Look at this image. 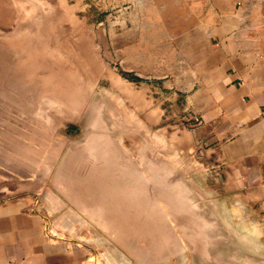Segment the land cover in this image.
I'll return each instance as SVG.
<instances>
[{
  "label": "rangeland",
  "instance_id": "374dc122",
  "mask_svg": "<svg viewBox=\"0 0 264 264\" xmlns=\"http://www.w3.org/2000/svg\"><path fill=\"white\" fill-rule=\"evenodd\" d=\"M61 1L0 0V207L43 215L87 264H264L259 217L214 202L220 185L200 159L185 50L206 34L202 11ZM31 39L70 53L66 72L38 67L22 50ZM62 76L75 99L54 104Z\"/></svg>",
  "mask_w": 264,
  "mask_h": 264
},
{
  "label": "crops",
  "instance_id": "0c3cea01",
  "mask_svg": "<svg viewBox=\"0 0 264 264\" xmlns=\"http://www.w3.org/2000/svg\"><path fill=\"white\" fill-rule=\"evenodd\" d=\"M182 2L202 11L196 24L208 27L185 50L186 88L199 120L200 159L220 185L213 201L231 217H259L264 235V0ZM24 205L0 207V264H87L77 250L51 240L44 216Z\"/></svg>",
  "mask_w": 264,
  "mask_h": 264
},
{
  "label": "bare ground",
  "instance_id": "6f19581e",
  "mask_svg": "<svg viewBox=\"0 0 264 264\" xmlns=\"http://www.w3.org/2000/svg\"><path fill=\"white\" fill-rule=\"evenodd\" d=\"M12 1V0H11ZM61 1V0H60ZM63 1V0H62ZM61 1V2H62ZM8 3V2H7ZM10 3V2H9ZM7 5V4H6ZM65 5V4H64ZM63 5V6H64ZM15 6V5H14ZM67 6V5H66ZM66 6L65 7H63L65 10H67V9H69V6L66 8ZM3 7V6H2ZM5 8H7V7H5ZM9 8V7H8ZM7 8V9H8ZM6 9V10H7ZM14 9V8H13ZM12 10V9H11ZM16 10V9H15ZM70 10L72 11V9H69V12H70ZM8 11H9V9H8ZM68 11V10H67ZM14 11H12V13H13ZM11 13V12H10ZM65 13V12H64ZM71 14V13H70ZM15 16V15H14ZM79 22V21H78ZM84 23V22H83ZM79 24V23H78ZM80 24H81V22H80ZM77 26V25H76ZM84 26V30H85V28L87 27H85V24L83 25ZM79 27V26H78ZM73 28H74V26H73ZM82 28V27H81ZM89 29V28H88ZM83 30V29H82ZM74 32V31H73ZM72 32V33H73ZM85 32V31H84ZM87 32V31H86ZM86 32H85V35H87L86 34ZM55 33H56V31H55ZM57 33H59V32H57ZM70 33V32H69ZM60 34V33H59ZM84 33L82 32V35H83ZM88 34H89V32H88ZM60 35H62V33L60 34ZM55 36V35H54ZM72 36V35H71ZM70 36V37H71ZM57 38H58V35L56 36ZM73 37V36H72ZM75 37V36H74ZM87 37V36H86ZM69 38V37H68ZM79 38V37H78ZM61 39H62V37H61ZM73 39V38H72ZM59 40V39H58ZM60 41V40H59ZM65 41V40H64ZM63 41V42H64ZM73 41V40H72ZM71 41V42H72ZM86 41V40H85ZM57 42V41H56ZM76 42V41H75ZM65 43H67V42H65ZM79 44V43H78ZM52 45H54V44H52V43H50V42H48V40L46 41L45 39H31V40H28L26 43H25V45H24V47L22 48V50L24 51V53H27V52H33V57H35L34 59H35V61H36V58H39L41 61L39 62V66L38 67H45V66H48L49 67V69H51L54 73H57L56 75H57V78H58V74H59V76H61L62 74H64V72H66V70H67V66H69V64L72 62V60H73V56L72 55H70V53H68L67 51H60V50H57V49H54L53 47H51ZM62 45V44H61ZM69 45V44H68ZM82 45V44H81ZM64 46H66V44L64 45ZM74 46V45H73ZM84 46V45H83ZM67 47V46H66ZM81 47V46H80ZM64 48V47H63ZM68 48V47H67ZM77 49V48H76ZM86 49V48H85ZM85 49H84V51H85ZM26 51V52H25ZM71 51H73V50H71ZM77 51V50H76ZM83 51V50H82ZM86 51H88V50H86ZM46 53H49V55H46ZM50 53H52V54H50ZM71 54H73L74 55V52L72 53L71 52ZM80 54H82V53H80ZM88 54H90V53H88ZM88 56H90V55H88ZM88 56H86V58L88 57ZM84 58H85V55L83 56ZM92 57V56H91ZM80 58V57H79ZM78 58V59H79ZM85 58V59H86ZM52 59H55L56 61H55V63H54V65H52ZM81 59V58H80ZM77 60V59H76ZM82 60H84V59H82ZM88 60V59H87ZM54 62V61H53ZM82 62H84V61H82ZM86 63V62H85ZM37 64V63H36ZM84 64V63H83ZM89 64V63H88ZM91 65V64H90ZM101 65H103V64H101ZM101 65H100V67H101ZM51 66H55V69H56V66H57V68H58V70H57V72L55 71V69L54 68H52ZM75 66V65H74ZM76 67V66H75ZM86 67V66H85ZM91 67V66H90ZM90 67H86L87 69H89ZM104 68V67H103ZM107 68V67H106ZM77 69V68H76ZM85 70V69H84ZM91 70H93V69H90V71ZM52 71H49V70H45V71H42V70H39V73L40 72H42V73H45V74H49V75H53L51 72ZM77 71H78V69H77ZM89 71V70H88ZM94 71V70H93ZM100 71H102V70H100ZM106 70H104V72H105ZM79 72V71H78ZM84 72H86L87 73V70L86 71H84ZM94 72H96V71H94ZM94 72H92L91 71V73H93V74H95ZM103 72V73H104ZM109 73L111 74V72H110V70H109ZM87 74H89V72L87 73ZM92 74V75H93ZM97 74V73H96ZM110 74H109V77H110ZM101 75V74H100ZM64 76V75H63ZM63 76H62V78L60 79V77H59V82L57 81V82H55V85H52V84H50V85H52V86H50V88H48V92H52V95H54V94H57V96H58V98H59V100H58V98H57V96L56 97H54V96H52L53 97V103L54 104H58L60 101L62 102V103H65V104H67V103H71V101H72V99H75V97L73 96V92H72V90H71V87L73 86V84H72V82H73V80H75V79H73L72 80V82H68V81H66L64 78H63ZM82 78V76H79V78ZM88 78H89V76H87ZM72 78H73V76H72ZM76 78H78L77 76H76ZM79 78H78V80H79ZM111 78H113V75H112V77ZM115 78V77H114ZM91 79H93V78H91ZM77 79H76V81H78ZM81 80V79H80ZM94 80V79H93ZM89 81H90V79H89ZM79 83V82H78ZM118 83V82H117ZM95 84V83H94ZM116 84V83H115ZM82 86V85H81ZM80 86V87H81ZM113 86H115V85H113ZM119 86V85H118ZM126 87V86H125ZM73 88V87H72ZM76 88V87H75ZM116 89H117V87H115ZM127 88V87H126ZM64 90V91H61V90ZM120 90V89H119ZM122 90V89H121ZM127 90V89H126ZM135 96V95H134ZM133 99V98H132ZM137 100V99H136Z\"/></svg>",
  "mask_w": 264,
  "mask_h": 264
}]
</instances>
